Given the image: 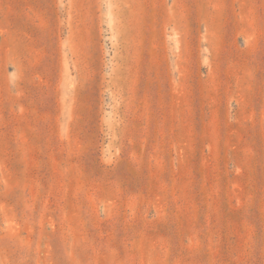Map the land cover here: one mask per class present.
Masks as SVG:
<instances>
[{"label": "rangeland", "instance_id": "rangeland-1", "mask_svg": "<svg viewBox=\"0 0 264 264\" xmlns=\"http://www.w3.org/2000/svg\"><path fill=\"white\" fill-rule=\"evenodd\" d=\"M0 264H264V0H0Z\"/></svg>", "mask_w": 264, "mask_h": 264}]
</instances>
